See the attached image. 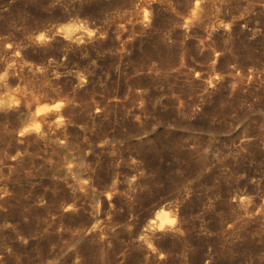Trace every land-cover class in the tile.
I'll list each match as a JSON object with an SVG mask.
<instances>
[{
    "label": "rangeland",
    "instance_id": "obj_1",
    "mask_svg": "<svg viewBox=\"0 0 264 264\" xmlns=\"http://www.w3.org/2000/svg\"><path fill=\"white\" fill-rule=\"evenodd\" d=\"M0 264H264V0H0Z\"/></svg>",
    "mask_w": 264,
    "mask_h": 264
},
{
    "label": "bare ground",
    "instance_id": "obj_2",
    "mask_svg": "<svg viewBox=\"0 0 264 264\" xmlns=\"http://www.w3.org/2000/svg\"><path fill=\"white\" fill-rule=\"evenodd\" d=\"M14 101V100H13ZM58 104H56L54 107H57ZM53 106H50V105H41V106H38L35 110V113L33 115V121L35 120H38L39 118H37V116L39 115H44V113L48 112L51 110ZM49 113V112H48ZM46 116V114H45ZM37 118V119H36Z\"/></svg>",
    "mask_w": 264,
    "mask_h": 264
},
{
    "label": "snow or ice",
    "instance_id": "obj_3",
    "mask_svg": "<svg viewBox=\"0 0 264 264\" xmlns=\"http://www.w3.org/2000/svg\"><path fill=\"white\" fill-rule=\"evenodd\" d=\"M40 39H43V37H40ZM169 223L174 224L175 221L174 220L173 221H169Z\"/></svg>",
    "mask_w": 264,
    "mask_h": 264
}]
</instances>
